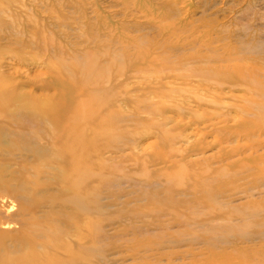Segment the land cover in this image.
Here are the masks:
<instances>
[{
  "label": "rangeland",
  "instance_id": "374dc122",
  "mask_svg": "<svg viewBox=\"0 0 264 264\" xmlns=\"http://www.w3.org/2000/svg\"><path fill=\"white\" fill-rule=\"evenodd\" d=\"M204 34L213 41L210 47L217 48L207 53L211 60L192 58L183 69L230 64L212 60L220 59L223 56L220 46L228 45L229 51L243 54L233 62L263 70L258 78L264 84V0H0V80L6 83V89L21 97L17 102L22 106L28 105L32 97L57 95L54 77L62 71L50 65V61H62L72 68L76 59L83 61L87 53H96L99 64L115 57L111 66L113 75L121 72L124 74L120 79L132 78L123 93L117 95L127 101L119 112L128 120L119 124L127 126L129 140L92 164L95 193L100 196L114 191L119 195L110 207L105 206L106 199L101 200L104 212L98 215L95 210L92 217L93 241L106 253L102 264H264V211L258 216L240 212L252 210L253 206L264 208V187L246 190L261 186L263 173L247 169L248 164L241 160L252 151L225 162L213 158L221 151L218 141L224 136L221 128L239 124L249 101L262 97L233 88L231 83L208 88L197 83L196 78L190 81L171 76L164 83L172 86L157 88L153 93L144 90L150 76H161L152 72L154 66L149 56L169 57L178 62L179 58L194 54L197 37ZM165 72L168 76L180 71ZM17 102L13 106L21 114L24 109ZM159 104L165 105L163 113L155 110ZM135 110L144 113L139 118L134 115ZM6 120L0 116L1 137L4 132L1 152L7 147L19 152L10 146L11 141L20 145L27 139L33 142L30 130L17 129L14 122L9 129ZM166 131L172 140L166 141L163 136ZM262 134L259 139L263 140ZM198 141L202 152H188ZM247 143L241 140L231 146ZM263 152L264 148L257 153ZM24 157L13 154L7 158L0 153V164L10 165L5 168V175L17 176L18 165L14 162ZM206 158L211 161H204ZM181 165L188 168V176L180 180L184 183H189L191 176L190 182L194 177L204 180L210 177L213 181L215 176L216 183L218 179L223 183L231 178L238 180L240 185H233L231 201L222 206L226 216L221 219L205 216L196 220L198 223L193 219L169 218L157 227L150 225L149 219L141 221L138 214L129 217L122 214L134 207V204L123 206V202L133 201L141 191L156 189L148 185L153 180L160 185L159 190L163 189L164 181ZM218 172L221 177H217ZM40 180L47 178L41 176ZM180 181L174 180L173 188H186L179 186ZM43 191L49 196L58 194L52 186ZM227 256L232 257L228 263Z\"/></svg>",
  "mask_w": 264,
  "mask_h": 264
},
{
  "label": "bare ground",
  "instance_id": "6f19581e",
  "mask_svg": "<svg viewBox=\"0 0 264 264\" xmlns=\"http://www.w3.org/2000/svg\"><path fill=\"white\" fill-rule=\"evenodd\" d=\"M167 30L168 34H172L169 29ZM207 36L204 34L201 38L197 37L198 48L194 54L179 58L178 62L169 60V57L149 56L152 59L150 64L154 66L152 72L161 76L156 78L150 76V83L144 90L153 93L157 88L172 86L164 83V80L171 76L190 81L196 78L197 83L208 88H219L225 83H231L233 88L249 92L251 95L258 94L262 98L256 100L252 97L253 100L249 101L248 109L242 113L243 117L239 120V124L221 128L224 136L219 137L220 140L217 139L221 151L213 158L219 157L221 162H225L236 155L241 156L252 151L241 160L248 164L247 169L259 171L264 176V152L257 153L264 148V139H259L264 133V84L258 78L263 75V70L233 62L240 59L243 54L229 51L228 45L220 46L223 49L221 52L223 56L212 60L226 61L230 64L183 69L182 66L192 58L211 60L207 53L214 52L217 48L210 47L213 41L206 38ZM140 55L143 56L141 53ZM83 57V61L74 57L76 60L74 59L72 68L62 61L57 63L50 61V65L62 71L56 72L59 77L57 75L54 77L57 95L42 99L32 97L28 105L19 104L17 101L21 100V97L6 89V83L0 80V116L7 119L5 122L9 129H12L11 122H14L17 129L30 130V138L33 139L31 143L27 139L24 145L14 141L8 142L19 152H14L8 147L1 152L3 131L2 137L0 136L2 155H7V158H12L13 154L33 157L30 160L24 157L21 161L14 162L18 165V169L15 170L17 176L5 175V168L10 165L0 164L2 169L0 170V264H102V260L106 257L103 248L93 241L92 231L95 225L92 217L95 210L98 215L99 212H104L101 200L106 199L108 204L105 206L110 207L112 201L117 200L119 195L114 191L100 196L99 192L95 193L91 182V176L95 172L92 164L106 153L120 149V144L129 140L130 132L127 126L124 128L119 124L124 119L119 110H122V103L127 101L122 97L117 98V95L123 93V89H126L127 83L132 81V78L120 79L124 73L120 72L121 75L117 76L111 73V66L113 67L116 62L115 57L103 64H99L96 53H87ZM166 70L180 72L167 76ZM13 102H17L24 109L21 118ZM155 108L163 113L165 105L159 104ZM134 113L140 118L139 114L144 112L135 110ZM251 116L254 118L251 119ZM135 123L143 124L140 121ZM163 136L166 141L173 139L169 131L164 132ZM241 140L248 143L243 146L239 144L231 146ZM201 150L203 148L198 141V145L188 152L198 154L202 152ZM159 159L163 160L164 157ZM159 159L158 163H162ZM5 161L10 163L8 159ZM204 161L211 160L206 158ZM231 164L233 162L224 167ZM187 169L183 165L178 167L176 172L164 181L166 186L161 190L158 189L160 185L153 182L154 180L149 182L150 187L157 188L141 191L133 201L127 199L123 202V206L134 204V207L122 214L127 217L138 214L141 221L147 222L149 219V224H155L157 227L163 225L169 218L196 221L205 216H210L212 219L226 216L227 213L222 211V206L231 201L229 199L233 195V185H240L238 180L233 181L231 178L230 181L223 183L218 179L219 182L216 183L215 176L213 181H210L212 178L207 177L205 179L207 183L204 178L195 177L190 182L193 178L191 176L189 183H184L180 180L188 176ZM41 176H46L47 181L40 180ZM221 176V172H218L217 177ZM174 180H179V186L186 188H173ZM259 185L251 186L246 190L263 188L264 182ZM51 186L58 192L57 195L44 194L43 190ZM251 209L249 211L242 209L240 212L244 215L258 216L262 210L264 211V208L259 209L256 206ZM13 226L17 228L12 230ZM230 258L232 257L227 256L226 260ZM230 261L228 260L227 263Z\"/></svg>",
  "mask_w": 264,
  "mask_h": 264
}]
</instances>
